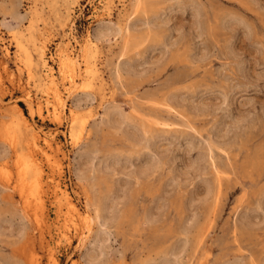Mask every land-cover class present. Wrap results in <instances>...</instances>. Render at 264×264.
<instances>
[{
  "label": "rangeland",
  "instance_id": "rangeland-1",
  "mask_svg": "<svg viewBox=\"0 0 264 264\" xmlns=\"http://www.w3.org/2000/svg\"><path fill=\"white\" fill-rule=\"evenodd\" d=\"M0 264H264V0H0Z\"/></svg>",
  "mask_w": 264,
  "mask_h": 264
},
{
  "label": "bare ground",
  "instance_id": "bare-ground-1",
  "mask_svg": "<svg viewBox=\"0 0 264 264\" xmlns=\"http://www.w3.org/2000/svg\"><path fill=\"white\" fill-rule=\"evenodd\" d=\"M105 22V21H104ZM100 27V26H99ZM89 35V34H88ZM106 35V34H105ZM86 38H85V41L83 42V44L81 45V46H83V47H80L81 48V52H82V60H81V62L79 61V56H72V54L70 53V52H66V50H62V51H60V53H61V57H60V59H61V61H60V65H61V67H62V69H64V70H67L69 73H70V75H69V79H68V85H67V89H68V91H69V93L70 92H72V89H73V91H76L73 87L75 86V85H77V81L79 82V80L80 81H84V82H89L90 84H92V85H94L95 87H97V89H98V91L97 92H99V94H100V99H101V101H104L105 100V97H106V95H105V91H106V88H105V84H104V81H103V79L101 78V75H100V70H98V66L96 65V60H95V54H96V47H95V44L92 42V40L90 39V37H88L87 35L85 36ZM103 37H104V35H103ZM109 41V40H108ZM96 42V41H95ZM20 44V43H19ZM62 44H64V43H62ZM65 46H67V44L65 45ZM62 48V47H61ZM20 49H21V47H20ZM68 51V50H67ZM80 52V53H81ZM25 53V52H24ZM99 53V52H98ZM40 54V53H39ZM42 54V53H41ZM29 55V54H28ZM41 56V55H40ZM58 56H60V54L58 55ZM31 57V56H30ZM78 57V58H77ZM97 58V57H96ZM32 59V58H31ZM43 63V62H42ZM41 63V64H42ZM80 64H82L83 65V71H81L80 69H79V66H80ZM33 65V64H32ZM35 65V64H34ZM24 66V65H23ZM28 69V76L30 77V78H32V73H31V71H30V69L29 68H27ZM41 69V68H40ZM78 69L83 73L84 72V74H82V73H79V72H77L78 71ZM37 71V70H36ZM35 71V72H36ZM43 71V70H42ZM34 72V71H33ZM49 72V71H48ZM118 72V71H117ZM117 72H116V76H118L117 75ZM50 74V73H49ZM37 76V75H36ZM46 76V78H44V76L42 77V78H44V79H41V81H40V83H38V84H40V86L41 85H43V87H45V90H47V91H50V94H52V96H53V102H55L56 103V105L57 106H62V99H61V96L62 95H60V93H59V90H58V88H57V86H56V82H55V78L53 77V75H52V73L50 74V75H45ZM40 77V78H41ZM38 82V81H37ZM81 83V82H80ZM39 86V85H38ZM74 93V92H73ZM72 94V93H71ZM85 97V96H84ZM70 98V97H69ZM82 101V100H81ZM101 103H103V102H101ZM74 109V108H73ZM79 110V108L77 109L76 107H75V109L74 110H72V113L74 112V113H76L77 111ZM102 111V110H101ZM108 111V110H107ZM107 111H105V112H107ZM71 112V111H70ZM108 112H111V111H108ZM107 112V113H108ZM109 114V113H108ZM70 115V114H69ZM105 115H106V113H105ZM72 116V115H71ZM72 118V117H71ZM73 119V118H72ZM81 120V119H80ZM83 120V119H82ZM72 121H74V120H72ZM87 121V120H86ZM77 122V121H76ZM74 123V122H73ZM72 123V124H73ZM85 125H86V122L85 121H81L80 122V124H79V126H81L80 128L81 129H85L84 127H85ZM27 126V125H26ZM71 126H73V125H71ZM165 126V125H164ZM73 128V127H72ZM82 132V131H81ZM30 134V133H29ZM28 134V135H29ZM31 135H33L32 136V139H33V141H32V147H35L36 146V143H37V133H36V135H35V133L34 134H31ZM31 135L29 136V138L31 137ZM31 139V140H32ZM41 139V138H40ZM29 140V139H28ZM30 143H31V141H29ZM78 142V141H77ZM75 143V142H74ZM46 144V143H45ZM30 145V144H29ZM47 145H48V141H47ZM76 146V145H75ZM38 147V146H37ZM48 147V146H47ZM73 147V146H72ZM34 150V149H33ZM91 157V156H90ZM33 159V158H32ZM75 161V160H74ZM77 161H79V159H77ZM76 162V161H75ZM77 163V162H76ZM75 163V164H76ZM29 164V163H28ZM23 165H24V163H23ZM22 165V166H23ZM26 165H27V163H26ZM26 165H25V169H26ZM78 165V164H77ZM78 167V166H77ZM19 168V167H18ZM23 168H24V166H23ZM23 168L22 169H20V171H19V174H20V177L23 179L24 178V174H25V172H24V170H23ZM75 168V167H74ZM28 170H30L29 168H28ZM78 170H80V169H78ZM82 172V171H81ZM29 173H30V171H29ZM79 173V172H78ZM76 174L77 173H75V176H76ZM78 175V174H77ZM27 176H28V174H27ZM35 176V175H34ZM81 176H82V174H81ZM78 178H79V180L81 181V179H80V177H79V175L77 176ZM40 178V177H39ZM77 178V179H78ZM21 179V180H22ZM32 179V180H31ZM30 180L31 181H33V178H31ZM35 179H37L36 177H35ZM83 179V178H82ZM23 181V180H22ZM78 181V180H77ZM24 183H25V181H23ZM28 183H30V182H28ZM33 183V182H32ZM32 183H31V185H32ZM4 184V183H3ZM2 184V185H3ZM38 184H39V182H36L34 185L36 186V187H38ZM24 185H26V184H24ZM24 185H22V186H24ZM31 185L29 184V186L31 187ZM8 186V185H7ZM33 186V185H32ZM4 187V186H3ZM6 187V186H5ZM27 187H28V184H27ZM26 186H25V188H27ZM29 189H31V188H29ZM62 189V188H61ZM22 190H23V188H22ZM53 193V192H52ZM213 193V192H212ZM56 194V196L54 197V198H56L55 199V201H56V203H57V205H58V207L60 208V207H64V208H66V212H68V215H70L71 216V218H72V223H73V230H74V232H75V234H76V236H77V238H78V245H80V246H82L83 245V242L85 241V240H87L88 238H90L91 236H90V234H91V231H92V225H94L93 223H95V226H96V223H101L100 221H101V219L99 218L100 216L98 215V213L95 211V210H93V212H94V215H92L93 217H91L90 216V204L89 203H85V211H84V213H81V212H78V209L74 206V204H72V202L70 201V199H71V197L68 195V193L67 192H64V190L62 191V190H60V191H55V193H54V195ZM29 196H31L30 198H26V200H27V202L28 203H30L31 204V206L32 205H41V198L39 197V194H37V193H35V194H28ZM98 208V207H97ZM67 217V216H66ZM102 225H103V223H102ZM99 230V229H98ZM102 231V230H101ZM107 234H108V232H107ZM97 235V234H96ZM90 236V237H89ZM98 237V236H97ZM76 238V239H77ZM95 239V238H94ZM98 239V238H97ZM95 240V241H98V240ZM89 240V239H88ZM87 240V241H88ZM93 240V239H92ZM93 242V241H92ZM103 242V241H102ZM90 243V242H89ZM95 243H97V242H95ZM86 244V243H85ZM85 246V245H84ZM90 246H92L91 245V243H90ZM93 246H94V243H93ZM92 246V247H93ZM83 247V246H82ZM81 247V248H82ZM78 248V247H77ZM84 248V247H83ZM83 250V249H82ZM83 252V251H82ZM87 253V252H86ZM100 253V252H99ZM81 256V255H80ZM84 256H85V254H84ZM84 258V257H83ZM86 259V258H85ZM87 262L89 263V262H91V261H88L87 260ZM94 263V262H93Z\"/></svg>",
  "mask_w": 264,
  "mask_h": 264
}]
</instances>
